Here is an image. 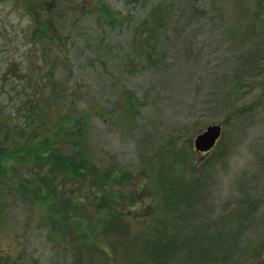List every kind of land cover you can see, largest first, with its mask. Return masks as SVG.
<instances>
[{
    "label": "rangeland",
    "instance_id": "374dc122",
    "mask_svg": "<svg viewBox=\"0 0 264 264\" xmlns=\"http://www.w3.org/2000/svg\"><path fill=\"white\" fill-rule=\"evenodd\" d=\"M156 1L0 0V264H264V0Z\"/></svg>",
    "mask_w": 264,
    "mask_h": 264
},
{
    "label": "trees",
    "instance_id": "16d2710c",
    "mask_svg": "<svg viewBox=\"0 0 264 264\" xmlns=\"http://www.w3.org/2000/svg\"><path fill=\"white\" fill-rule=\"evenodd\" d=\"M145 1H147L148 3H152L153 0L150 2H149V0H145ZM154 1H156V0H154ZM156 2L157 3L155 5L151 6V8H152L151 14L152 15H154L155 13L161 12V9H160L161 3H159V2H165V0L164 1H156ZM106 12H107L108 16L112 15V14H110L111 12H109V11H106ZM24 144L25 145L21 146V148L18 150H14V149H11L9 151H2L1 150L2 152L0 151V166L3 167L4 165H6L9 157H13L14 159L16 157L17 158L20 157L23 159L24 157L20 153V151H22L23 148L28 149L30 146V145H28L27 142H25ZM30 150H33V149L30 147ZM34 156L37 158H42V157L48 158L49 160L55 162L58 167L70 170L74 176L80 172V168L74 164L76 161L70 159V157H68V155H62L60 153H56V152H52V151H50L46 155V154H42L41 152H39L38 149H34ZM1 158H3L4 160H1ZM20 180H21V182L19 184L20 185L19 188H21L25 192V187L27 188V185H29V183L31 184V180L28 178H23V177ZM45 181H47V179L44 180V184H46ZM40 186H41L40 184H38L36 186L38 190H39Z\"/></svg>",
    "mask_w": 264,
    "mask_h": 264
},
{
    "label": "water",
    "instance_id": "95a60500",
    "mask_svg": "<svg viewBox=\"0 0 264 264\" xmlns=\"http://www.w3.org/2000/svg\"><path fill=\"white\" fill-rule=\"evenodd\" d=\"M220 132L218 123H208L202 130L195 133L192 137V146L196 151H205L209 149Z\"/></svg>",
    "mask_w": 264,
    "mask_h": 264
},
{
    "label": "flooded vegetation",
    "instance_id": "af4514ba",
    "mask_svg": "<svg viewBox=\"0 0 264 264\" xmlns=\"http://www.w3.org/2000/svg\"><path fill=\"white\" fill-rule=\"evenodd\" d=\"M220 135H221V128H220V132H219L218 137L215 139L213 145H212L209 149H207V150H205V151H196V152H197L198 154H200V155H206V154L212 149V147L215 145V143L217 142V140L220 138Z\"/></svg>",
    "mask_w": 264,
    "mask_h": 264
}]
</instances>
